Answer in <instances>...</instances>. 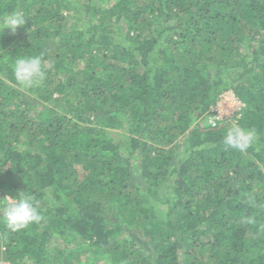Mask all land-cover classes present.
<instances>
[{"label": "trees", "instance_id": "obj_1", "mask_svg": "<svg viewBox=\"0 0 264 264\" xmlns=\"http://www.w3.org/2000/svg\"><path fill=\"white\" fill-rule=\"evenodd\" d=\"M16 12L0 200L23 191L42 219H0V264H81L70 235L109 264H264V0H0ZM41 54L44 82L21 88L15 58ZM227 91L256 131L244 152L207 122Z\"/></svg>", "mask_w": 264, "mask_h": 264}, {"label": "clouds", "instance_id": "obj_2", "mask_svg": "<svg viewBox=\"0 0 264 264\" xmlns=\"http://www.w3.org/2000/svg\"><path fill=\"white\" fill-rule=\"evenodd\" d=\"M28 19L19 12L11 13L0 18V30L7 28L10 32L15 33L19 27L24 26ZM13 74L17 84L25 89L30 90L42 85L46 78V68L44 57L41 55H20L13 62ZM230 111L224 109L222 116L228 117ZM215 127V123L211 122ZM256 138L254 129H245L239 123H232L223 135L222 142L226 149H236L240 152L246 151ZM18 197L4 196L0 200V211L6 227L12 232L27 227L29 224L39 222L42 216L38 210L37 203L33 197L26 193Z\"/></svg>", "mask_w": 264, "mask_h": 264}, {"label": "rangeland", "instance_id": "obj_3", "mask_svg": "<svg viewBox=\"0 0 264 264\" xmlns=\"http://www.w3.org/2000/svg\"><path fill=\"white\" fill-rule=\"evenodd\" d=\"M70 11L75 12V9L71 8ZM234 103L235 102H233V99L230 94H226L217 104L212 106L211 109L215 108L221 115L224 109H228L230 111V115L227 118H229L230 120L229 123L232 124L234 122V118L238 116L237 112L240 109H236ZM109 133L114 138L118 139L120 137V133L116 130H109ZM68 238L70 239V241L68 242L67 247L69 250L77 248V251L79 252L81 258V264H109V260L107 259L106 255L95 254L93 248L89 246V244H84L83 242L81 243L79 241V237H74V235H70Z\"/></svg>", "mask_w": 264, "mask_h": 264}, {"label": "built area", "instance_id": "obj_4", "mask_svg": "<svg viewBox=\"0 0 264 264\" xmlns=\"http://www.w3.org/2000/svg\"><path fill=\"white\" fill-rule=\"evenodd\" d=\"M226 94H230V96L232 97L233 99V102H235V108L238 109L240 107L243 106V103L241 102V100H239L236 95L232 92V91H227V92H224L220 95L219 97V100L216 102V104L222 99V97H224ZM212 110V113L208 116L207 118V121L210 125H212L211 122H214L215 125L220 123L221 121H225V122H230L229 118L227 117H223L221 114H219V112L213 108L211 109ZM233 117V116H232Z\"/></svg>", "mask_w": 264, "mask_h": 264}]
</instances>
